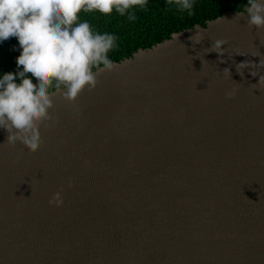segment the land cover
Segmentation results:
<instances>
[{
    "label": "water",
    "instance_id": "obj_1",
    "mask_svg": "<svg viewBox=\"0 0 264 264\" xmlns=\"http://www.w3.org/2000/svg\"><path fill=\"white\" fill-rule=\"evenodd\" d=\"M247 7L73 103L57 93L36 152L0 129V264H264V28Z\"/></svg>",
    "mask_w": 264,
    "mask_h": 264
},
{
    "label": "clouds",
    "instance_id": "obj_2",
    "mask_svg": "<svg viewBox=\"0 0 264 264\" xmlns=\"http://www.w3.org/2000/svg\"><path fill=\"white\" fill-rule=\"evenodd\" d=\"M147 3L148 0H0V42L11 37L18 40L21 52L16 64L22 69L0 77V129L8 133L6 143L15 146L19 142L36 152L44 144L41 126L47 129L53 120L49 112L54 107L52 97L60 93L73 103L86 87L91 90L96 86L98 73L115 67L108 52L116 37L94 33L88 22H79L81 11L110 15L115 10L124 15ZM168 3L191 14L194 0ZM247 3L248 26L264 28V0ZM128 18L136 19L134 13ZM193 42L200 43V39L194 38ZM222 43L216 41L206 51L222 55ZM244 63H237L236 70ZM223 72L227 74L230 69L226 67ZM49 203L62 204L60 193H55Z\"/></svg>",
    "mask_w": 264,
    "mask_h": 264
},
{
    "label": "trees",
    "instance_id": "obj_3",
    "mask_svg": "<svg viewBox=\"0 0 264 264\" xmlns=\"http://www.w3.org/2000/svg\"><path fill=\"white\" fill-rule=\"evenodd\" d=\"M246 6L247 0H194L189 14L188 10H182L175 3L169 4L168 0H148L146 6L131 8L124 15L115 10L110 15L98 11H81L79 22H88L94 33H107L116 37L108 57L113 63H118L140 50L152 48L170 39L176 33L193 29L197 25L206 26L207 22L214 21L227 12L242 11ZM133 13L136 19L130 20L128 16ZM20 52L15 37L0 42V77L8 72L22 70L16 64ZM96 70L93 68V72Z\"/></svg>",
    "mask_w": 264,
    "mask_h": 264
}]
</instances>
